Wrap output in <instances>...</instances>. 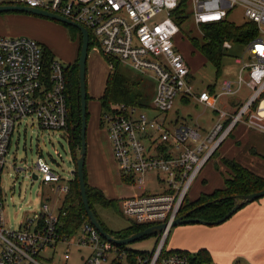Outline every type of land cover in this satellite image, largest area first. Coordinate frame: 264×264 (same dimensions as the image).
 <instances>
[{
    "label": "built area",
    "instance_id": "obj_1",
    "mask_svg": "<svg viewBox=\"0 0 264 264\" xmlns=\"http://www.w3.org/2000/svg\"><path fill=\"white\" fill-rule=\"evenodd\" d=\"M0 6L33 8L68 19L87 30L91 51L108 61L109 71L117 62L149 73L156 84L151 109L157 116L123 104L111 106L101 115L122 182L144 186L150 179L156 184V192L119 200L118 210L129 223L166 225L152 251L138 256L134 264H196L182 253L162 257L161 252L164 247L168 251L170 226L193 184L237 126L264 135V0H0ZM236 6L257 31L256 38L246 44L248 61L233 83L235 89L231 82L223 81L218 94L197 91L177 46V38L182 39L178 20L190 16L198 26L227 21ZM230 49V42H223L222 50ZM236 62L240 64L239 59ZM242 88L250 91L243 103L232 111L220 106L221 97L236 95ZM67 98L64 66L52 60L46 78L37 41L0 37V264H47L49 260L52 263L48 264H54L59 245L64 247L63 261L70 259L73 247L88 250L81 264H112L116 257L126 260V253L103 239L88 220L73 234H61V207L72 176L63 178L41 158L31 178L35 176L33 181L53 192L54 199H44L33 218L17 229L7 227L1 176L14 128L22 120L34 118L40 128L67 133ZM176 99H193L214 111L211 128L203 131L199 126L168 121ZM47 252L52 253L45 258Z\"/></svg>",
    "mask_w": 264,
    "mask_h": 264
},
{
    "label": "rangeland",
    "instance_id": "obj_2",
    "mask_svg": "<svg viewBox=\"0 0 264 264\" xmlns=\"http://www.w3.org/2000/svg\"><path fill=\"white\" fill-rule=\"evenodd\" d=\"M227 21L239 26L245 23L246 19L243 16L242 10L236 6L229 12ZM180 30L182 39L180 37L177 38V46L190 67L192 73L191 83L194 88L199 91L210 92L212 90L210 88L213 87L214 94H218L221 92L222 82L229 81L232 83V89H235L236 86L233 83L240 74L242 64L247 62L249 57L246 51V44L230 42L231 49L223 50L219 72H217L200 55L196 46L191 42L192 39H195L199 44L203 42L200 27L194 23L193 18L189 16L181 24ZM0 37L33 39L40 44L41 49L43 46L49 50L52 53L53 60L59 62L64 67L72 65L75 62L79 49L78 39L73 38L69 29L64 25L24 13L0 14ZM237 59L240 60V64L236 62ZM102 62L105 63L100 58L99 53L95 52V54H91L90 52L88 54L86 63L88 118L85 172L89 185L92 186L94 184L97 186L96 188L101 190L106 198L119 201L138 196L141 187L125 185L120 179L112 157L107 132L101 125V109L98 98L104 90L105 71L107 70L105 67L106 63L104 65ZM117 72L133 84L134 91L141 92L145 98L144 100H139L141 103L145 102V105H143L145 107L136 106L134 108L145 112L149 116H157L158 114L151 109L156 84L149 73H140L122 64L119 65ZM241 90L243 91L244 88ZM229 98V96H223L219 102L224 105L225 101ZM176 100L174 101L172 111L167 115L168 121H178V124H185L187 126H195L197 124L200 125L202 122H207L208 115L206 113L203 114L201 106H196L193 103L182 104ZM117 104L120 103H111L110 107ZM257 139L263 140L255 141ZM68 140L69 138H67L65 130L52 131L40 128L34 118L22 120L15 126L13 135L11 136L7 163L1 176V187L5 197L4 216L9 229L15 230L19 224L33 218L47 197H52V200L54 199L53 192L43 187L39 181H33L31 178L32 173L36 171L35 164L39 158L43 159L51 171L61 175L63 178H71V171L74 169V165L71 161ZM229 140L234 141L235 139L229 138ZM245 141L242 147L239 146V143L235 144L239 148H236L237 155H241L243 152H245L244 155H253V151H250V146L254 148L255 152L264 155V138L245 139ZM224 143L218 153L228 155L231 151L230 149H225L226 143ZM78 150L79 147L76 148V151ZM241 150H243L242 153ZM218 153L207 163L200 176L205 173L219 174L220 169L222 170L221 174H224V177L226 176L225 171L227 169L222 161L224 159H233L220 157ZM189 201L192 200L189 199ZM46 202H49V200H46ZM95 210L100 221L109 231L117 232L129 225V222L118 212L99 206H96ZM178 217H180L179 212L176 219ZM168 235L166 248L172 246V232L168 233ZM157 237H150L134 242L127 245L126 249L151 251L157 242ZM63 249L62 245L56 248L53 257L54 264H81L82 259L88 253L87 249L76 251V248L73 247L70 259L63 261L61 256ZM51 253L47 252L46 255L44 254L45 258L51 256ZM45 262L47 264L52 263V260ZM121 263L125 264L126 260H123Z\"/></svg>",
    "mask_w": 264,
    "mask_h": 264
},
{
    "label": "trees",
    "instance_id": "obj_3",
    "mask_svg": "<svg viewBox=\"0 0 264 264\" xmlns=\"http://www.w3.org/2000/svg\"><path fill=\"white\" fill-rule=\"evenodd\" d=\"M185 20L186 19L178 20V24L181 25L183 22H185ZM65 27L69 29L71 36L73 38H77L79 41V49L75 62L72 65L64 67L69 114L67 123V134L69 138L68 146L70 148L71 160L75 167L74 151L77 147H80V102L78 92L77 61L81 46V34L74 27ZM199 27L202 32V44H199L195 39H192L191 42L196 46V49L200 55L208 63H210L217 72H219L220 62L223 55V42L229 41L239 44H248L254 40L257 35L255 25L250 22H245L239 26H236L229 21L223 20L202 24ZM92 49L93 45L89 42L88 54ZM42 58L43 72L45 77L48 78L49 65L53 60V56L52 53L43 46ZM103 60L107 64L108 61L105 59ZM118 68L119 64L114 62L113 69L110 71L106 79L103 93L98 99L101 109L100 116L110 109L111 103H120L131 107H145L143 106L145 105V102L141 103L139 101L141 99H145L143 94L139 91L133 90V84H131L125 77L118 74ZM210 89H213V87ZM87 118L88 112H86V120ZM222 163L228 170V176L223 181V187L221 189H216L211 193H201L196 200L189 201L187 199L179 211L180 217L184 216L186 218L198 219L207 223H212L222 218L232 209L236 203V197L259 192L264 189V178L256 176L247 168L237 163L235 160L224 159ZM84 176L86 197L89 206L107 233L116 239H124L147 228L129 223L128 227L123 230L117 232L109 231L100 221L95 207L99 206L101 208L111 209L114 212L119 213L118 201L106 198L101 190L89 186L86 180L85 167ZM61 209L64 212V216H62L60 219L61 234H73L80 227L83 221L88 220L79 194V186L76 175L72 176L70 181V191L65 197ZM117 248L126 253L125 259L129 264H134L138 256L145 257L149 253L147 251L128 250L126 249V246ZM171 253H182L187 255L196 264H212L211 258L208 252L205 250H200L196 253H189L187 251L181 250L166 251L164 247L161 252V256L164 257ZM121 262L122 261H119V258L116 257L112 261V264H122Z\"/></svg>",
    "mask_w": 264,
    "mask_h": 264
},
{
    "label": "crops",
    "instance_id": "obj_4",
    "mask_svg": "<svg viewBox=\"0 0 264 264\" xmlns=\"http://www.w3.org/2000/svg\"><path fill=\"white\" fill-rule=\"evenodd\" d=\"M91 54H95V52L93 51ZM103 64L105 65V63ZM105 67L108 70L105 71L106 82L110 71L106 65ZM241 91L236 95L230 96V98L225 101L224 105L219 102L220 106L224 107L227 111H232L233 107L243 103L250 94V91L246 88H244L242 92ZM208 93L211 96L215 95L213 89ZM177 100L182 104L193 103L196 106H201L203 108V114L206 113L208 115L207 122H202L200 125L197 124L195 126H199L203 131H208L211 128L216 120V113L214 111L205 108L202 104L193 99ZM261 136L264 135L248 130L244 126H237L229 137L234 138L235 140L232 141L228 138V141H225V149H230V154L223 155L222 153H217L220 154V157L235 160L256 176L264 178V155L255 152L252 146H250V151H253V155H244L245 152L242 153L243 150H241V155H237L238 152L236 151L237 147L235 145L236 143H239V146L242 147V145L246 142L245 139L253 140L255 138H264ZM261 140L263 139H257L255 141ZM221 171L222 170L220 169L219 174L216 175L212 173H205L200 176V173L199 177L189 191L188 200L190 199L193 201L196 200L201 193L207 194L216 189H221L223 187L224 179L228 176V170L225 171V177L223 176L224 174H221ZM124 184L128 185L126 183ZM92 187L96 188L97 186L92 184ZM140 187L141 190L138 192L139 195L152 193V191L156 192V184L152 183L150 179L146 185ZM171 232L172 246L166 248L167 250H181L189 253H196L200 250H205L208 252L212 264H264V197L245 205L229 219L219 225L206 226L202 224H186L171 228L169 230V234Z\"/></svg>",
    "mask_w": 264,
    "mask_h": 264
},
{
    "label": "water",
    "instance_id": "obj_5",
    "mask_svg": "<svg viewBox=\"0 0 264 264\" xmlns=\"http://www.w3.org/2000/svg\"><path fill=\"white\" fill-rule=\"evenodd\" d=\"M4 13H24L28 15H32L35 17H39L42 19L54 21L60 23L62 25L68 27L76 28L81 34V46L79 50V56L77 61L78 67V92H79V102H80V147L78 151H74L75 158V167L71 172L72 176L77 177L78 186H79V194L82 200V204L87 216V219L90 225L98 232V234L108 242L112 243L114 246L121 247L127 246L134 242L140 241L142 239L157 237L165 230L166 225L160 224L152 227H147L146 229L134 233L127 238L124 239H116L109 233H107L95 214L91 210L87 197H86V189H85V176H84V167H85V158H86V129H87V120H86V112H87V85H86V63L88 58V49H89V35L86 29L82 26L69 21L68 19L59 17L57 15L40 11L33 8L19 7V6H0V14ZM92 52V51H91ZM73 130V128H72ZM36 177L33 176V180ZM264 197V189L248 195H241L236 197V203L232 207V209L225 214L222 218L218 219L215 222L207 223L198 219L186 218L184 216L178 217L175 219L170 228H174L181 225L186 224H202L206 226H215L223 223L227 219H229L232 215H234L237 211H239L245 205L257 201Z\"/></svg>",
    "mask_w": 264,
    "mask_h": 264
}]
</instances>
